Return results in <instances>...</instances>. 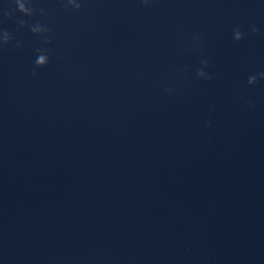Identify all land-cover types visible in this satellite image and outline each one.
I'll list each match as a JSON object with an SVG mask.
<instances>
[{
  "label": "water",
  "instance_id": "1",
  "mask_svg": "<svg viewBox=\"0 0 264 264\" xmlns=\"http://www.w3.org/2000/svg\"><path fill=\"white\" fill-rule=\"evenodd\" d=\"M61 3L0 0V264H264V2Z\"/></svg>",
  "mask_w": 264,
  "mask_h": 264
},
{
  "label": "clouds",
  "instance_id": "2",
  "mask_svg": "<svg viewBox=\"0 0 264 264\" xmlns=\"http://www.w3.org/2000/svg\"><path fill=\"white\" fill-rule=\"evenodd\" d=\"M264 2V0H262ZM16 10L20 13H23L24 15H30L32 12L31 7V0H14ZM142 4H148L150 3V0H141ZM82 0H62L61 7L62 8H68L71 7L73 10L79 9L81 7ZM4 16L8 15V12H3ZM20 25H24V21H20ZM29 30L34 34L44 33L47 31L46 28H44L39 21L31 24L28 26ZM249 30L253 33L257 31V28L254 25L249 26ZM242 31L237 27L233 28L232 30V39L235 41H239L242 38ZM11 39V35L8 31L0 29V46H3ZM196 40V38H193ZM197 46L198 42H197ZM37 51L40 52L38 56H36L33 60V63L35 66H43L48 62V54L44 50L37 49ZM207 61L201 60L200 65L201 67L197 69L196 76L203 78V79H209L210 77L208 74L204 71V66H206ZM257 79L264 80V72H257L255 74L249 75L247 77L246 83L248 85H253Z\"/></svg>",
  "mask_w": 264,
  "mask_h": 264
}]
</instances>
